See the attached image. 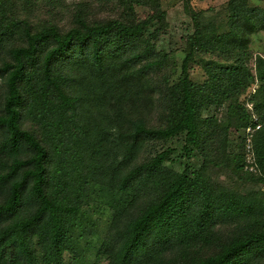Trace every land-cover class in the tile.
I'll list each match as a JSON object with an SVG mask.
<instances>
[{"label": "trees", "instance_id": "16d2710c", "mask_svg": "<svg viewBox=\"0 0 264 264\" xmlns=\"http://www.w3.org/2000/svg\"><path fill=\"white\" fill-rule=\"evenodd\" d=\"M146 23L135 16H81L66 30L29 25L26 43L0 65L7 86L0 114V264H66L85 203L106 188L129 198L100 245L110 264H257L264 258V207L252 195L170 167L173 148L133 160L147 140L186 132V147L199 143L189 74L173 93L167 125L151 126L129 108L141 99L134 66L160 60L148 59V47L121 61L108 49L138 40ZM72 48L88 64L80 77L60 69ZM258 63L264 85V57ZM223 69L232 77L241 73L234 64ZM24 115L30 127L23 126ZM262 141L256 157L264 167ZM230 218L238 223L224 234L222 223Z\"/></svg>", "mask_w": 264, "mask_h": 264}, {"label": "rangeland", "instance_id": "374dc122", "mask_svg": "<svg viewBox=\"0 0 264 264\" xmlns=\"http://www.w3.org/2000/svg\"><path fill=\"white\" fill-rule=\"evenodd\" d=\"M252 7L263 11H252ZM81 16L89 20L135 16L147 21L138 40L108 51H115L121 61L132 51L148 47V59L160 60L152 67H143L147 60L134 66L139 70L141 99L129 108L149 125L170 123L174 91L186 73L194 82L199 143L186 147V132L147 140L133 160L140 162L173 148L166 161L170 167L200 173L214 185L252 195L264 207V167L256 157V142L264 140L258 131L264 127V85L258 77V59L264 57V0H0V65L12 59L13 48L26 43L27 26L55 23L66 30ZM77 52L70 49L59 64L64 72L80 77L88 64ZM233 64L241 69L235 77L223 69ZM6 91V82L0 78V114ZM93 118L98 119L94 111ZM21 122L31 126L26 115ZM128 199L109 188L94 191L84 205L83 226L74 233L75 250L64 254L66 264H110L100 245ZM229 221L222 223L224 234L238 223ZM257 264H264V258Z\"/></svg>", "mask_w": 264, "mask_h": 264}]
</instances>
